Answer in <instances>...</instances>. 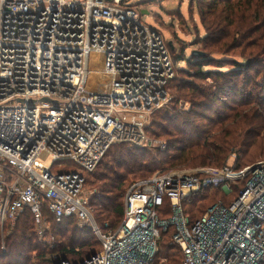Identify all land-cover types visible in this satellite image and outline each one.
<instances>
[{"label": "built area", "instance_id": "2783aa9c", "mask_svg": "<svg viewBox=\"0 0 264 264\" xmlns=\"http://www.w3.org/2000/svg\"><path fill=\"white\" fill-rule=\"evenodd\" d=\"M143 10L132 0L0 3L2 233L29 209L41 239L50 216L76 218L102 245L57 264H154L170 227L182 264H264V159L237 168L232 154L221 168L157 172L128 190L117 228L93 218L87 175L115 144L147 147L152 114L171 101V47ZM92 54L101 72L90 71ZM205 190L235 199L190 223L183 203Z\"/></svg>", "mask_w": 264, "mask_h": 264}, {"label": "trees", "instance_id": "16d2710c", "mask_svg": "<svg viewBox=\"0 0 264 264\" xmlns=\"http://www.w3.org/2000/svg\"><path fill=\"white\" fill-rule=\"evenodd\" d=\"M154 2L142 0L136 6L146 9ZM191 5L201 8L207 35L196 43L206 56L188 58L183 49L173 59L193 70L179 69L183 77L169 84L174 97L152 114L147 135L162 139L165 148L115 144L88 174L93 177L88 186L94 189L90 207L101 229L119 226L128 190L157 172L221 168L232 154L238 156L237 168L264 159V0H192ZM196 80L212 83L199 85ZM234 199L220 190L201 191L183 203L184 215L194 223L217 202ZM47 221L43 239L29 209L14 225H6L4 233L0 226V264L81 263L101 252L93 231L76 218L57 221L50 216ZM174 233L170 227L162 234L154 264H182L183 253L172 243Z\"/></svg>", "mask_w": 264, "mask_h": 264}, {"label": "rangeland", "instance_id": "374dc122", "mask_svg": "<svg viewBox=\"0 0 264 264\" xmlns=\"http://www.w3.org/2000/svg\"><path fill=\"white\" fill-rule=\"evenodd\" d=\"M141 1L142 0H132V2L135 4ZM154 1L156 2L149 3L146 6L145 10H147L149 14L144 15L143 20L149 25L159 29L164 34L168 42L172 43L173 49L171 48V50L174 51L173 59L179 54H181L183 49H185V55L188 58L191 57L193 51L195 50L202 51L203 50L202 46L197 45L196 43L197 41L203 39L207 35L206 29L202 24L201 8L198 5L195 6L191 5L192 0H154ZM236 55L237 53L235 52L229 55V57L227 58H232L233 56ZM224 57L225 56L223 55L217 56V58H224ZM175 66L176 68L174 72V78L183 77V75L180 74L179 72L180 68L185 70H193V68L189 66L186 62L177 63L175 64ZM89 68L92 73L94 71L101 72L103 70V66L100 62V56L95 54L91 55ZM206 70L209 69L207 68ZM95 76L97 77L96 80L99 81V77L97 75ZM195 82L199 85H208L212 83L211 81L205 82L200 80H196ZM169 95H170L169 99L172 100V98L174 97V92L172 89H169ZM167 104H169V102ZM180 106L188 109L190 107V104L181 103ZM149 138L152 140V142H150V144L147 145V147L161 148L162 145H165L162 142V139L158 140V139H153L151 137ZM58 165L59 164H57L53 168L52 171L54 173H61L63 171L62 168L58 167ZM173 169L175 168H172V170ZM176 169H192V168L184 166L182 168H176ZM98 171L100 172L101 170ZM92 180H93L92 175H88L86 188L89 192H94V189L88 186V183L92 182Z\"/></svg>", "mask_w": 264, "mask_h": 264}, {"label": "water", "instance_id": "95a60500", "mask_svg": "<svg viewBox=\"0 0 264 264\" xmlns=\"http://www.w3.org/2000/svg\"><path fill=\"white\" fill-rule=\"evenodd\" d=\"M142 14H143V15H148L149 12H148L147 10H143V11H142ZM169 45H170L171 48L173 47L172 43H169ZM172 49H173V48H172ZM192 55H193V56H199V57H204V56H206L205 53L200 52V51H198V50L193 51ZM45 101H47V100H43V102H45Z\"/></svg>", "mask_w": 264, "mask_h": 264}, {"label": "snow or ice", "instance_id": "6c2138e0", "mask_svg": "<svg viewBox=\"0 0 264 264\" xmlns=\"http://www.w3.org/2000/svg\"><path fill=\"white\" fill-rule=\"evenodd\" d=\"M0 3H3V0H0Z\"/></svg>", "mask_w": 264, "mask_h": 264}]
</instances>
